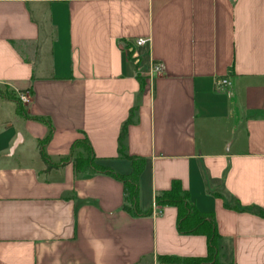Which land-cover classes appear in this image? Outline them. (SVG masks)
I'll return each mask as SVG.
<instances>
[{
  "label": "crops",
  "instance_id": "1",
  "mask_svg": "<svg viewBox=\"0 0 264 264\" xmlns=\"http://www.w3.org/2000/svg\"><path fill=\"white\" fill-rule=\"evenodd\" d=\"M84 139L121 175L145 159L141 214L123 180L75 171ZM175 180L216 215L221 262L264 264V0H0V264L207 257L157 203Z\"/></svg>",
  "mask_w": 264,
  "mask_h": 264
},
{
  "label": "trees",
  "instance_id": "2",
  "mask_svg": "<svg viewBox=\"0 0 264 264\" xmlns=\"http://www.w3.org/2000/svg\"><path fill=\"white\" fill-rule=\"evenodd\" d=\"M20 111L24 113L23 108ZM124 130L122 135H124ZM89 154H82L73 158L75 171L90 173H108L118 177L125 183L127 203L125 208L134 214H141L139 207V177L145 168V159L128 156L133 162V172L129 175H121L111 168L99 164L94 156L93 149L88 139L81 141ZM40 152L43 160L47 163L48 169L58 166L51 163L50 158L44 150V142L40 143ZM159 205H175L178 207V228L183 233L204 234L207 236L209 244V255L207 257H178L165 255L160 257V261L166 264H235L223 263L220 261L218 249L221 234L218 230L216 215L213 212H204L197 208L191 195L182 187L180 181H174L171 189L160 193L157 198Z\"/></svg>",
  "mask_w": 264,
  "mask_h": 264
},
{
  "label": "built area",
  "instance_id": "3",
  "mask_svg": "<svg viewBox=\"0 0 264 264\" xmlns=\"http://www.w3.org/2000/svg\"><path fill=\"white\" fill-rule=\"evenodd\" d=\"M149 41L147 37H139L134 42L136 45H145ZM164 70V65L162 62L153 63V73L161 74ZM231 85V80L228 77H217L215 78V86L219 89H226ZM18 99L22 102H27L29 100L28 94L26 92H19L17 95Z\"/></svg>",
  "mask_w": 264,
  "mask_h": 264
}]
</instances>
